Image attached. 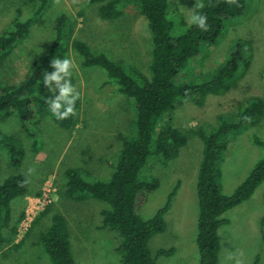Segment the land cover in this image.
I'll return each instance as SVG.
<instances>
[{
    "label": "rangeland",
    "instance_id": "obj_1",
    "mask_svg": "<svg viewBox=\"0 0 264 264\" xmlns=\"http://www.w3.org/2000/svg\"><path fill=\"white\" fill-rule=\"evenodd\" d=\"M86 1L49 0V7L32 28L29 38L18 46L1 68V85H17L28 74L30 66L48 53L55 41L56 21L62 14L69 18L67 29L71 24L74 27L73 40H81L111 60H123L148 73L153 38L146 19L136 10L127 8L117 19L102 20L98 14L100 6L87 5ZM196 1L199 2L187 0L181 6L186 21ZM41 4V0H1L0 36L10 30L18 16L23 21L31 18ZM174 31L175 34L184 32L178 21ZM238 40L248 41L252 48L253 56L247 73L227 94L208 95L203 106L189 100L178 107L173 122L187 136L186 146L168 166L152 157L143 170L148 180L158 178L161 183L143 209V216L147 219L166 204L169 195L181 184L173 199L172 211L166 216V232L155 236L150 244L154 255L161 249H175V254L160 257L157 264H200L196 242L199 217L197 183L204 142L197 131L212 133L218 128L220 117L236 122L247 103L256 98L264 101V0H252L242 16L228 22L220 42L205 49L192 63V70L211 77L227 61ZM67 57L77 65L72 75L73 86L80 96V108L75 113L79 122L75 129L61 128L50 113H44L32 127L36 138H39L36 150L34 139L22 131L18 118L0 113V137L8 135L15 138L25 150L22 165L16 168L10 162L9 151L0 146V182L10 176L24 174L30 182L32 194L12 203L14 223L23 212L26 216L35 197L43 196L48 189L53 190L48 214L35 224L36 218L45 210L40 212L26 233L20 230V223L14 244L8 245L3 252L0 250V264H52L39 239L55 214H62L67 220L77 264H123L116 251V232L98 229L102 223L100 211L109 206L95 199L71 200L66 195L65 173L70 168L81 169L92 175L91 180L109 181L113 174L110 163L115 164L119 160L121 139L135 130L134 105L114 93L111 87L104 86L108 80L106 71L98 67H83L81 57L72 47ZM52 86L56 87L55 82ZM46 94L49 98H56L60 91L56 88L53 94L46 87ZM256 139L264 141V115L256 123L229 137L220 165L225 195H232L263 158L264 150L255 144ZM225 218L230 224L219 232L222 246L220 264H253L257 257L260 264H264V183L249 201L228 211Z\"/></svg>",
    "mask_w": 264,
    "mask_h": 264
},
{
    "label": "trees",
    "instance_id": "obj_2",
    "mask_svg": "<svg viewBox=\"0 0 264 264\" xmlns=\"http://www.w3.org/2000/svg\"><path fill=\"white\" fill-rule=\"evenodd\" d=\"M41 1V6L31 18L23 21L18 16L10 30L0 36V70L18 46L29 38L32 28L49 7V0ZM186 1H86L87 5L100 6L98 14L102 20L117 19L127 8L136 10L146 19L153 38L148 73L123 60H111L105 53L95 52L81 40H73L74 27L71 24L67 29L69 18L62 14L56 21L53 32L55 41L48 53L30 66L28 74L17 85L5 87L0 82V113L18 118L22 131L34 139L36 150L39 138H36L32 127L44 113H50L46 99L54 101L58 98L47 96V86L43 84L44 73L54 71L50 66L52 59L67 57L71 47L81 57L83 67H98L106 71L108 80L104 86L111 87L114 93L134 105L135 130L121 139L119 160L115 164L110 163L113 174L109 181L91 180L92 175L81 169L70 168L65 173L66 195L71 200L83 202L95 199L109 206L100 211L102 223L98 229L116 232V251L123 264H157L160 257L175 254V249H161L154 255L150 244L155 236L166 232V216L172 211L173 199L181 184L175 187L166 204L152 218L143 216L149 196L161 186L158 178L148 180L144 177V168L152 157L168 166L179 157L181 149L188 142L187 136L174 126V112L186 101L203 106L208 95L227 94L251 66V45L248 41L238 40L227 61L211 77H205L191 68L205 49L213 48L220 42L226 24L242 16L252 0L196 1L193 10L196 5H203L197 10L208 18L207 31L186 21L181 9ZM177 21L184 28L183 33L175 34ZM71 81L74 84L73 77ZM79 108L77 101L75 113ZM263 115L264 101L256 98L245 105L238 121H227L220 117L219 126L214 132L197 131L204 142L197 183L199 217L196 242L200 264H220L222 246L219 232L223 226L230 224L225 214L249 201L264 183V156L232 195L224 194L220 174L229 137L256 123ZM52 119L66 130L75 129L79 122L76 114L62 121ZM255 144L264 150L263 140L256 139ZM0 146L9 151L11 164L20 168L25 157L22 143L11 136L2 135ZM29 184L28 178L20 173L0 182V250L16 241L25 212L14 223L12 203L29 195ZM49 211L50 207H47L36 218L35 224ZM262 234L264 238V229ZM39 240L52 264H77L67 220L62 214L53 215L50 226L41 233ZM253 264H260V258L257 257Z\"/></svg>",
    "mask_w": 264,
    "mask_h": 264
},
{
    "label": "clouds",
    "instance_id": "obj_3",
    "mask_svg": "<svg viewBox=\"0 0 264 264\" xmlns=\"http://www.w3.org/2000/svg\"><path fill=\"white\" fill-rule=\"evenodd\" d=\"M202 7L203 5H196L194 10H189L192 14L187 18V21L199 29L207 31L208 18L197 10ZM50 66L54 71L44 73L43 84L49 87L53 94H55L56 88H59L60 96L54 101L48 99L46 101L51 116L58 121H62L75 114V106L80 99L79 93L71 81L73 71L77 65L69 57H57L52 59ZM53 82H55L56 87L52 86Z\"/></svg>",
    "mask_w": 264,
    "mask_h": 264
},
{
    "label": "built area",
    "instance_id": "obj_4",
    "mask_svg": "<svg viewBox=\"0 0 264 264\" xmlns=\"http://www.w3.org/2000/svg\"><path fill=\"white\" fill-rule=\"evenodd\" d=\"M51 188V187H50ZM52 188L46 190V193L41 197H35L34 201L30 202V207L27 210L25 218L21 222V231L26 233L30 228L31 224L34 222L35 218L40 212H43L49 204L52 202L51 193ZM55 192V191H54Z\"/></svg>",
    "mask_w": 264,
    "mask_h": 264
},
{
    "label": "crops",
    "instance_id": "obj_5",
    "mask_svg": "<svg viewBox=\"0 0 264 264\" xmlns=\"http://www.w3.org/2000/svg\"><path fill=\"white\" fill-rule=\"evenodd\" d=\"M31 195H32V194H31L30 191H29V195H28V196L30 197ZM28 196H27V197H28ZM1 251H2V250H1ZM2 252H3V251H2Z\"/></svg>",
    "mask_w": 264,
    "mask_h": 264
}]
</instances>
